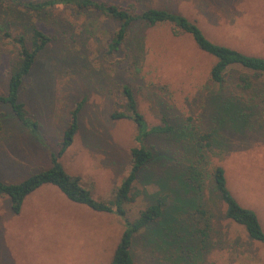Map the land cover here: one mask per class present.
I'll return each mask as SVG.
<instances>
[{
    "label": "rangeland",
    "instance_id": "1",
    "mask_svg": "<svg viewBox=\"0 0 264 264\" xmlns=\"http://www.w3.org/2000/svg\"><path fill=\"white\" fill-rule=\"evenodd\" d=\"M25 1L37 0H0V94L7 93L18 53L4 33L29 37L31 26L41 28L52 40L20 93L39 137L0 103V180L19 182L50 167L70 111L83 102L75 141L60 160L95 198L112 199L131 169L132 149L140 145L135 121L111 116L125 110L128 84L149 129L174 128L144 139L154 159L134 184L127 217L134 220L161 195L169 201L165 215L136 236L135 264H264V243L225 217L212 176L215 166L224 167L229 189L257 213L264 229V75L234 65L223 84L211 81L215 59L170 23L136 22L128 40L133 48L110 53L117 21L67 5L37 14L20 4ZM103 1L137 12L161 7L183 14L214 42L264 56V0ZM244 71L257 91L238 85ZM195 132H212L211 148L192 139ZM197 160L199 177L189 175ZM200 203L212 225L206 239L189 231ZM174 211L180 233L169 234ZM124 229L119 215L73 202L54 185L30 194L19 213L0 194V264H110Z\"/></svg>",
    "mask_w": 264,
    "mask_h": 264
},
{
    "label": "trees",
    "instance_id": "2",
    "mask_svg": "<svg viewBox=\"0 0 264 264\" xmlns=\"http://www.w3.org/2000/svg\"><path fill=\"white\" fill-rule=\"evenodd\" d=\"M20 4L26 10L37 14L52 10V8L58 5H67L77 9H92L117 21L119 24L118 29L114 32L113 38L107 45L110 53L119 51L122 48H133L132 43H128V40L134 23L141 22L149 26L170 23L178 30L189 34L202 52L215 59L209 74L211 81L220 85L223 84L226 81L229 70L234 65H239L245 70L253 71L257 75H264V56L248 54L229 45L214 42L207 37L196 22L191 21L183 14L165 8L148 7L143 11L137 12L133 7H121L115 3L103 0H37L20 2ZM4 35L12 38L17 44L18 53L11 67L7 93L5 95L0 94V103L8 104L21 126L29 128L36 137H39L38 123L29 117L26 105L20 98V93L26 77L31 73L36 63L38 55L47 47L52 38L48 33L36 26H31L29 37L25 34L13 36L10 32H5ZM237 79L238 85L244 90H258V87L253 86L252 77L248 72H241L237 76ZM123 90L126 100L125 110L114 111L111 116L114 119L125 118L134 120L138 127L140 145L132 149L131 169L123 179L121 185L116 189L112 199L100 200L95 198L92 192L82 184L81 177L70 174L60 160L62 155L75 141L79 130V113L83 102L77 103L70 111L69 121L64 130L60 148L57 152H53L50 155V167L31 173L19 182L0 180V194L9 197L12 209L16 213L21 212L24 202L30 194L42 186L50 184L56 186L73 202L86 205L96 211L115 213L125 219V229L110 264H135L131 248L136 236L143 229L152 226L165 215V208L169 201L166 195H161L156 198L153 204L141 210L134 220H130L127 217L126 204L132 200L131 193L134 184L154 159V152L144 143V139L152 132H168L173 131L174 128L170 125H165L149 129L144 115L139 111L132 89L128 84H125ZM262 96L264 101V95ZM212 136V132L190 133L192 139L199 137L200 144L206 151L212 146ZM199 161L197 160L192 164V174L190 173L189 175L200 176ZM196 162L198 165H196ZM212 176L215 189L226 204L225 217L243 225L250 238L264 243V229L257 213L251 208L244 207L233 195L228 186L224 167L215 166ZM177 211H174L168 219L169 234L175 230L180 233V229L177 227L178 218L175 215ZM196 211L198 213H196L198 217L197 222L193 230L189 229V231L191 234L196 233L201 238L206 239L209 231L212 229L211 222L207 216L208 212L202 203H200ZM163 233H165V230Z\"/></svg>",
    "mask_w": 264,
    "mask_h": 264
}]
</instances>
